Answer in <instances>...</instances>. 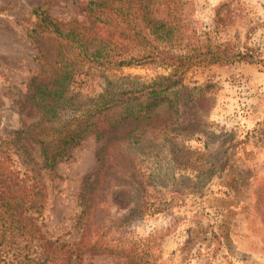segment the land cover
I'll return each instance as SVG.
<instances>
[{
    "label": "rangeland",
    "instance_id": "obj_1",
    "mask_svg": "<svg viewBox=\"0 0 264 264\" xmlns=\"http://www.w3.org/2000/svg\"><path fill=\"white\" fill-rule=\"evenodd\" d=\"M43 1L0 0V264H60L57 244L81 238L114 251L86 250L70 264H264V69L245 61L193 66L167 94L173 104L124 128L109 145L113 178L149 195L129 213L130 206L81 195L100 169L106 137L86 134L50 170L40 143L18 133L39 118L19 104L31 79L45 73L30 35ZM87 1L51 0L49 12L62 24L90 27L81 8ZM124 1L125 23L97 28L116 57L228 43L253 46L264 58V0ZM133 31L135 41L126 37ZM41 41L55 66L56 44ZM74 66L70 94L78 96L97 95L108 79L133 86L171 71L157 60ZM205 178L212 179L207 191Z\"/></svg>",
    "mask_w": 264,
    "mask_h": 264
},
{
    "label": "trees",
    "instance_id": "obj_2",
    "mask_svg": "<svg viewBox=\"0 0 264 264\" xmlns=\"http://www.w3.org/2000/svg\"><path fill=\"white\" fill-rule=\"evenodd\" d=\"M50 1L44 0L34 8L37 25L30 30V35L38 46L35 59L45 68V73L31 79L29 91L19 104L22 114L29 116L35 112L39 118L18 133L28 134L40 143L44 165L50 170H55L62 159L69 157V149L78 145L86 134L95 133L98 137H106V143L98 152L100 169L84 181L81 195L84 197L87 194L91 199L101 196L102 201H110V204L123 208L130 206L129 213L140 211L141 208L137 206L147 204L149 195L143 192L135 194L131 189L116 183L113 178L115 163L111 156V152L115 150L109 151L110 143L122 137L125 127L131 131L138 123L146 124L151 118L152 110L158 105L163 102L171 103L172 98L167 94L182 85L183 77L191 67L245 61L264 69V58L253 46H231L228 43L212 46L198 44L186 52L164 49L141 55L127 56L120 53L116 57L118 51L108 46L109 40H104L97 28L103 29L102 23L108 28H116L117 24L125 23L122 19L124 0H88L81 8L90 18V27L83 26L74 19L65 24L57 21L49 12ZM127 9H132V6L128 5ZM123 32L125 31H121ZM133 32L134 34L130 32L126 37L135 41L139 35L136 31ZM43 37L57 46L55 66L49 59L48 47L41 41ZM90 38L93 39L89 40ZM82 59L117 66L140 65L157 60L170 67L171 71L150 82L133 86L117 85L108 79L103 91L97 95L78 96L70 94V84L76 71L74 65ZM115 116L119 118H114ZM227 161L228 159L220 164L221 170L225 169ZM202 181L207 191L212 179L205 178ZM89 245L90 242H82V238L73 243L57 244L60 264H70L72 255L75 254V258L79 259L86 250L114 251L97 242Z\"/></svg>",
    "mask_w": 264,
    "mask_h": 264
}]
</instances>
